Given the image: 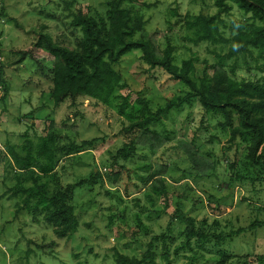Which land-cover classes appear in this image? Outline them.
I'll return each instance as SVG.
<instances>
[{
	"label": "rangeland",
	"instance_id": "374dc122",
	"mask_svg": "<svg viewBox=\"0 0 264 264\" xmlns=\"http://www.w3.org/2000/svg\"><path fill=\"white\" fill-rule=\"evenodd\" d=\"M109 1L0 0V37L7 66V89L0 91V264H115L117 251L141 258L148 249L156 252L158 264H218L224 255L225 264H264V171L246 159V143L230 140L232 126L221 125L226 120L221 112H206L197 99L173 109L162 123L152 126L164 137L173 131L163 146L154 154L140 147L138 156L124 161L115 155L139 130L131 128L136 118L120 114L123 96L132 92L126 113L137 98L147 99L157 111L186 95L184 84L151 69L141 60V50L133 49L115 65L128 86L117 90L108 104L68 98L55 105L50 97L56 58L36 43L46 35L76 48L82 33L73 26L70 11L83 8L91 16H106ZM215 1L131 0L128 5L144 18V33L161 49L169 43L175 46L178 63L196 58L198 78L213 77L223 69L239 81H263L264 59L258 57V50L219 65L218 54L227 53L229 45H193L185 40L190 31L184 20L199 13H219ZM228 3L232 9L222 17L230 37L233 22L246 20L247 15ZM13 61L26 62L25 69L12 68ZM231 111L230 122L237 125L238 115ZM26 132L35 142L49 133L58 136L65 152L57 171L64 185L99 175L75 190L72 203L79 229L71 238L56 236L43 214L35 219L27 210H16L24 204L8 190L14 184L9 149L14 146L24 152ZM96 137L100 140L94 148L65 155L71 143ZM181 142H195L200 157L217 163L215 174L196 178L190 159L178 148ZM177 208L194 219L192 230L208 236L205 245L197 236L188 243L189 226L175 218Z\"/></svg>",
	"mask_w": 264,
	"mask_h": 264
},
{
	"label": "trees",
	"instance_id": "16d2710c",
	"mask_svg": "<svg viewBox=\"0 0 264 264\" xmlns=\"http://www.w3.org/2000/svg\"><path fill=\"white\" fill-rule=\"evenodd\" d=\"M229 1L238 5L247 15L246 20L233 22L234 34L230 37L224 32L226 22L222 17L223 13L232 9ZM129 2L131 0H110L106 16L98 18L91 16L83 8L70 11L73 26L79 28L82 33L76 48L65 47L54 42L50 36L41 35L36 46L49 50L56 58L50 89V97L55 105L68 98L90 99L97 106L108 104L117 90L128 86L115 65L127 53L139 49L144 63L151 69L157 68L166 72L172 80L184 84L188 91L186 95L170 100L166 107L157 111L151 109L147 99L137 98L130 113H126V110L132 92L124 95L119 106L120 114L136 118L131 128L136 127L139 132L136 138L125 143L117 151L116 159L127 161L134 158L138 156L140 147L148 148L154 154L173 131L167 132V137H164L152 126L162 123L163 117L173 109L182 108L185 104L191 105L193 100L197 99L206 112H221L225 116L226 120L221 125L226 128L231 124L230 140L240 139L246 143V159L253 167L264 171V80L239 81L223 69L218 70L213 77L198 78L196 58L190 56L178 63L174 45L169 43L165 49H161L152 37L144 33L145 20L136 14L133 7L128 5ZM215 6L219 9L217 14L199 13L184 20V27L190 31L184 37L185 40L193 45L202 42L229 45L227 53L218 54L219 65L226 59L252 53L253 49L258 50V57L264 59V0H216ZM141 32V36L137 37ZM4 67L2 82L6 90V64ZM234 72L235 67H231V73ZM231 110L238 115L237 125L230 122L233 116ZM25 136L27 140L22 145L24 152H19L14 146L9 149L14 184L8 190L12 192V197H18L24 204L16 210L18 213L20 209L27 210L35 219L39 213L43 214L44 220L53 225L56 236L71 238L79 229V217L72 203L75 190L96 181L99 175L96 173L90 179L64 185L57 171L61 154L65 152L64 148L58 145V136L49 133L38 137L37 142L29 138L27 132ZM99 140L100 138L96 137L80 143H71L67 146L65 155L92 149ZM178 148L190 159L196 178H208L215 174L217 163L200 157L195 142H181ZM153 189L156 192L162 191L157 187ZM174 216L188 224V243L192 237L197 236L201 245L206 244L208 236L190 228L194 224L193 218L186 216L180 208L175 210ZM261 224L256 223L257 226ZM179 250L177 248L175 252ZM156 258V252L151 249L141 258L117 251L115 264H158ZM225 260L226 255L218 264H225Z\"/></svg>",
	"mask_w": 264,
	"mask_h": 264
},
{
	"label": "built area",
	"instance_id": "2783aa9c",
	"mask_svg": "<svg viewBox=\"0 0 264 264\" xmlns=\"http://www.w3.org/2000/svg\"><path fill=\"white\" fill-rule=\"evenodd\" d=\"M5 56L4 54L2 53V49H1V46H0V91L2 90L3 88V70L5 69Z\"/></svg>",
	"mask_w": 264,
	"mask_h": 264
},
{
	"label": "crops",
	"instance_id": "0c3cea01",
	"mask_svg": "<svg viewBox=\"0 0 264 264\" xmlns=\"http://www.w3.org/2000/svg\"><path fill=\"white\" fill-rule=\"evenodd\" d=\"M19 50V49H18ZM16 55V54H15ZM16 57V56H15ZM15 57H14V59H15ZM17 60V59H16ZM24 61V60H23ZM20 62L18 65H16V64H14L16 61H13V64H12V68H13V66H15L14 67V69H17V70H19V69H21V68H23V69H25V66H24V64L26 63V62ZM52 86V85H51ZM43 91V90H42ZM38 109V108H37ZM35 119V118H34ZM37 119V118H36Z\"/></svg>",
	"mask_w": 264,
	"mask_h": 264
}]
</instances>
